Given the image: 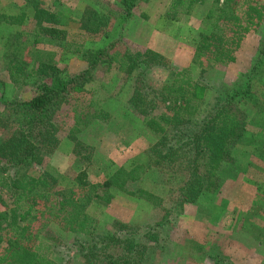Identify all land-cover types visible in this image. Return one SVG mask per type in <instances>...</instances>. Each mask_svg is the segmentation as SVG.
I'll use <instances>...</instances> for the list:
<instances>
[{
    "label": "rangeland",
    "instance_id": "1",
    "mask_svg": "<svg viewBox=\"0 0 264 264\" xmlns=\"http://www.w3.org/2000/svg\"><path fill=\"white\" fill-rule=\"evenodd\" d=\"M31 1L0 0V94L4 93L7 100H27L35 89V75H27L35 60L34 51H27L36 23L35 6ZM34 1L46 10L63 13L66 39L45 36L34 46L45 55L51 53L61 76L80 71L86 65L83 53L106 45L120 31L123 42L117 43V50L123 52L125 45L133 52L150 50L164 61L161 58L158 65L146 72L145 80L152 90L149 95L158 96L157 106L149 115L141 113L134 99V75L99 64L83 90L70 93L68 102L58 109L54 117L59 129L58 145L43 154L40 165L24 170L30 175L44 170L54 177L57 173L62 187H69L81 173L91 187L119 167L130 169L136 164L142 165L145 171L140 178L128 181L125 191L113 190L109 203L91 201L87 214L93 221L95 234L123 235L120 224L140 228L141 232L154 228L156 240H143L147 248L143 264H264L263 135L240 141L234 150L235 162L224 169L227 171L217 190L203 192L194 201L176 209L175 199L185 172L149 164L157 153L155 149H161L157 144L161 136L145 125L149 117L168 111L172 104L162 91V86L173 79L168 65L189 69L194 81L203 88L202 105L194 116L196 120L204 115L218 93L245 83L260 40L264 38V22L244 37L234 62L209 65L201 72L193 63L194 46L199 35L208 31L204 18L214 0L195 4L188 12L182 8L176 13L169 12L168 16L171 0H136L130 18L124 17L125 0ZM259 1L264 4V0ZM83 14H89L90 18L103 17L98 31L87 33L81 29ZM21 15V24L3 18ZM19 41L24 43L19 44ZM69 42H76L73 48L81 46L80 53L68 52ZM15 59L23 61L26 74L19 75L17 81L10 77L7 69V63ZM3 110L0 104V115ZM94 110L96 118L92 117ZM74 111L84 113L78 120L84 126H78V131L73 130ZM254 113H251L249 131L255 133L262 116ZM10 132V127H0V141ZM139 189L154 194L160 203L152 204L134 195ZM3 198L11 202L8 194L3 193ZM52 228L46 233L52 240L44 238L42 244L44 248L48 244L51 247L43 249L44 253L56 262L89 264L80 253L68 257L69 248L76 240L87 239L85 235ZM104 257L96 258L95 264H105Z\"/></svg>",
    "mask_w": 264,
    "mask_h": 264
},
{
    "label": "trees",
    "instance_id": "2",
    "mask_svg": "<svg viewBox=\"0 0 264 264\" xmlns=\"http://www.w3.org/2000/svg\"><path fill=\"white\" fill-rule=\"evenodd\" d=\"M135 1L125 0V18L132 15ZM205 1L171 0L166 15L181 8L188 12L193 5ZM31 2L35 6L33 18L36 23L27 51H34L35 60L27 75H35V89L27 100H7L3 97L4 93L0 94V104L4 107L0 127L11 128L9 135L0 141V264H68L56 262L43 252V249L51 247L48 244L44 248L42 244L44 238L52 240V236L46 233L52 231L53 226L63 232L87 237L76 240L69 248V259L80 253L89 264H95L96 258L101 255H105V264H143L147 250L143 240H156L154 228L148 227L141 232L140 228L120 224L123 235L95 234L87 208L93 199L109 203L114 196L112 191H125L128 181L140 178L141 172L145 171L144 166L119 167L104 181L91 187L81 173L69 187H62L57 181V173L54 177L50 171L44 170L30 175L24 169L40 165L43 154L53 151L58 145L59 129L54 118L58 109L68 102L70 93L83 90L99 64L134 75V99L142 114L152 113L158 96L149 95L152 90L145 76L147 70L158 65L157 61L162 57L150 50L133 52L127 45L123 52L117 50V43L123 42L120 31L106 45L86 50L83 53L86 65L80 71L61 76L56 62L50 57L51 53L45 55L34 46L45 36L66 39L63 13L46 10L34 0ZM3 18L12 19L11 22L16 24L23 22V15ZM102 20L103 17L90 18L89 14H83L81 29L87 33L96 32ZM204 22L208 31L199 35L193 53V63L201 72L209 65L235 61L244 37L264 22V4L259 0H214ZM75 44L67 43L68 52L80 53L81 46L73 48ZM7 64L9 75L15 81L19 75H26L23 61L15 59ZM168 66L173 79L162 86V91L172 104L168 111L149 117L145 125L161 136L157 143L161 149H155L157 153L150 158L149 164L185 172L175 199L174 207L177 209L194 201L203 192L212 193L218 189L222 175L227 171L224 169L235 162L234 150L241 140L249 136L264 137V38L260 40L257 57L245 83L218 93L198 120L194 116L202 105L203 88L194 81L189 69ZM87 107L91 108V105ZM253 111L262 116L255 133L249 131ZM83 114L75 112L73 130L78 131V126H84L78 122ZM92 117H97L96 110ZM60 177L64 179L62 175ZM3 193L9 195L11 202L3 198ZM134 195L152 204L160 203L157 196L143 189Z\"/></svg>",
    "mask_w": 264,
    "mask_h": 264
}]
</instances>
